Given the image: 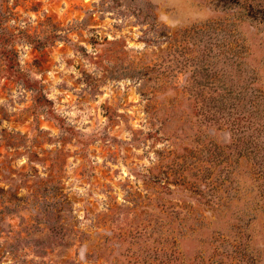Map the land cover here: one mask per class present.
Instances as JSON below:
<instances>
[{"label":"rangeland","instance_id":"374dc122","mask_svg":"<svg viewBox=\"0 0 264 264\" xmlns=\"http://www.w3.org/2000/svg\"><path fill=\"white\" fill-rule=\"evenodd\" d=\"M0 14V264H264L251 168L226 167L229 121L264 126V0Z\"/></svg>","mask_w":264,"mask_h":264},{"label":"trees","instance_id":"16d2710c","mask_svg":"<svg viewBox=\"0 0 264 264\" xmlns=\"http://www.w3.org/2000/svg\"><path fill=\"white\" fill-rule=\"evenodd\" d=\"M0 19L2 15L0 14ZM1 37V36H0ZM50 38L42 41H34L35 49H43L51 45ZM2 53H6L4 47H2ZM14 53V52H13ZM9 54V52H8ZM42 97V96H41ZM38 99V101L41 99ZM252 116L237 117L232 121H229L230 132L232 133L233 141L230 146L226 148L228 154V164L227 170L228 174L234 176L239 162L231 159L236 157V159H243L251 168V179L257 191V197L259 198L262 205L264 204V137L260 138L261 129H264V126L260 123H257V120L251 119ZM258 134H257V133ZM260 134V135H259ZM227 174V176H228ZM230 177V176H228ZM235 181V180H233ZM233 181L229 183L232 184ZM233 193H239L238 189L231 188ZM232 197H225L224 204H230L232 202ZM259 206V205H258ZM262 207H260L261 209Z\"/></svg>","mask_w":264,"mask_h":264}]
</instances>
